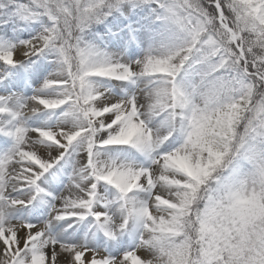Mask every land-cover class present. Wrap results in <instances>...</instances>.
Segmentation results:
<instances>
[{"label": "snow or ice", "instance_id": "1", "mask_svg": "<svg viewBox=\"0 0 264 264\" xmlns=\"http://www.w3.org/2000/svg\"><path fill=\"white\" fill-rule=\"evenodd\" d=\"M0 264H264V0H0Z\"/></svg>", "mask_w": 264, "mask_h": 264}]
</instances>
